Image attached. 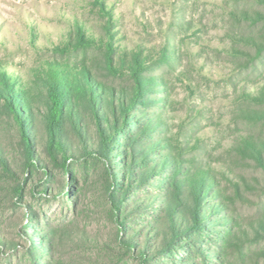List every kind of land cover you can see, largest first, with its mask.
I'll return each mask as SVG.
<instances>
[{
  "label": "trees",
  "instance_id": "obj_1",
  "mask_svg": "<svg viewBox=\"0 0 264 264\" xmlns=\"http://www.w3.org/2000/svg\"><path fill=\"white\" fill-rule=\"evenodd\" d=\"M95 1L98 33L75 21L48 49L52 61L27 78L0 69V206L22 208L18 223L32 229L20 250L0 227V244L16 264H62L57 246L68 234L49 219L40 224L26 195L63 198L73 212L91 195L115 226L113 264H264V81L236 102L239 120L260 132H237L231 164L204 161L167 122L161 68L175 67L181 46L122 47L112 10ZM247 1L224 10L223 49L254 72L264 66V0ZM92 49L99 62L86 59ZM79 239L91 242L87 233Z\"/></svg>",
  "mask_w": 264,
  "mask_h": 264
},
{
  "label": "rangeland",
  "instance_id": "obj_2",
  "mask_svg": "<svg viewBox=\"0 0 264 264\" xmlns=\"http://www.w3.org/2000/svg\"><path fill=\"white\" fill-rule=\"evenodd\" d=\"M113 12L119 43L137 44L160 51L167 40L177 42L180 59L165 71L171 90L168 126L180 141L197 144L196 152L212 164H231L227 149L235 136L260 132L258 125L239 120L238 95L255 90L264 81V66L252 72L223 49L230 44L225 31L231 28L224 10L252 6L247 0H102ZM95 0H0V69L27 78L29 72L51 60L48 49L66 39L75 21L98 31ZM183 24L181 30L179 24ZM95 24V25H94ZM82 58V54L77 55ZM99 50L88 51V61L99 62ZM155 62L154 66H157ZM239 122V123H236ZM261 134V133H260ZM251 172V171H250ZM26 200L46 219L66 232L69 239L57 246L62 264H113L118 247L114 223L108 219L104 201L86 196L75 212L63 198L35 196ZM21 206V205H20ZM22 208L1 203V234L14 240L18 249L27 246L24 232L32 229L18 221ZM45 218V220H44ZM24 222V221H23ZM44 226L34 227V230ZM87 233L91 242L79 237ZM12 250L0 244V264H16ZM34 261L38 259L34 258ZM129 264H136L128 260ZM40 263V262H39Z\"/></svg>",
  "mask_w": 264,
  "mask_h": 264
}]
</instances>
